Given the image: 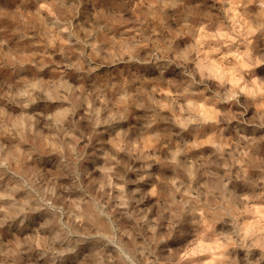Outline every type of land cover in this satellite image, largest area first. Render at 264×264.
Masks as SVG:
<instances>
[{"label": "rangeland", "instance_id": "rangeland-1", "mask_svg": "<svg viewBox=\"0 0 264 264\" xmlns=\"http://www.w3.org/2000/svg\"><path fill=\"white\" fill-rule=\"evenodd\" d=\"M0 264H264V0H0Z\"/></svg>", "mask_w": 264, "mask_h": 264}]
</instances>
